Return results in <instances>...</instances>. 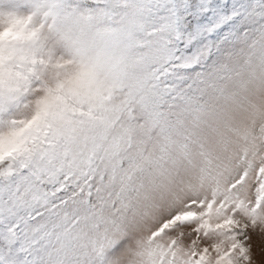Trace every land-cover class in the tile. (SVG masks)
Instances as JSON below:
<instances>
[{"label": "snow or ice", "instance_id": "1", "mask_svg": "<svg viewBox=\"0 0 264 264\" xmlns=\"http://www.w3.org/2000/svg\"><path fill=\"white\" fill-rule=\"evenodd\" d=\"M0 264H264V0H0Z\"/></svg>", "mask_w": 264, "mask_h": 264}, {"label": "rangeland", "instance_id": "2", "mask_svg": "<svg viewBox=\"0 0 264 264\" xmlns=\"http://www.w3.org/2000/svg\"><path fill=\"white\" fill-rule=\"evenodd\" d=\"M258 243H259L258 240L253 242V255H254V258H256L257 253H258Z\"/></svg>", "mask_w": 264, "mask_h": 264}]
</instances>
